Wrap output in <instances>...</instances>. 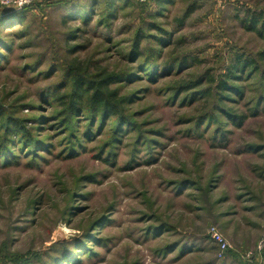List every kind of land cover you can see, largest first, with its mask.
I'll use <instances>...</instances> for the list:
<instances>
[{"label": "rangeland", "instance_id": "1", "mask_svg": "<svg viewBox=\"0 0 264 264\" xmlns=\"http://www.w3.org/2000/svg\"><path fill=\"white\" fill-rule=\"evenodd\" d=\"M153 17L173 33L159 63L187 64L112 87L131 98L136 125L113 162L103 161L113 121L67 159V131L46 120L59 107L41 100L65 91L71 66L91 76L138 69L128 52L138 30L142 49L156 48ZM257 17L264 0H40L23 25L2 30L10 52L0 104L17 109L50 153L29 165L18 151L0 168V264H52L89 236L78 264H264V35L249 29ZM197 79L210 96L174 99L178 84ZM226 111L246 120L237 126ZM213 232L229 246L222 259Z\"/></svg>", "mask_w": 264, "mask_h": 264}, {"label": "trees", "instance_id": "2", "mask_svg": "<svg viewBox=\"0 0 264 264\" xmlns=\"http://www.w3.org/2000/svg\"><path fill=\"white\" fill-rule=\"evenodd\" d=\"M110 2V1H108ZM161 4V3H160ZM35 4L31 8L24 10H8L6 8L0 9V60L4 59V53L9 50V46L3 44L1 37L2 30H7L11 25H23L26 21V15L29 10L36 8ZM110 11H108L106 18L109 17ZM162 10L160 14H162ZM193 9L187 10L183 18L179 20V23H183L192 15ZM109 14V15H108ZM85 21L87 16H83ZM152 18L151 27L156 29L159 34L156 36H148L150 41L157 43L156 48L147 46L144 50L141 47L142 38L139 37V30L136 33V37L132 42V46L128 52L129 59L132 62H139L138 69L127 72L126 74L110 73V74H98L95 76L88 75L86 71L79 70L78 67L71 66L70 72L66 74L67 83L63 92H53L47 97L41 100V102L51 104L53 107L58 105L59 111L50 116L48 121H58V127L63 126L67 131L68 139L67 147L63 150L66 152V158L72 159L79 155L80 150L85 151L86 146L83 144L85 141H93L101 130H103L106 123L113 121V137L111 142L108 143L109 152L107 157L103 158L104 162H113L114 152L113 149L117 143H120L124 133L127 132V128L136 127L135 123H132V118L126 112L127 105L130 102L129 96L118 97V89H113L114 85L123 82H130L140 77V73H144L145 76L151 82L158 81L165 73H172L175 69L181 70L187 64L186 60L173 57L169 62L159 63L162 60V49L164 46L168 47L169 42L165 38L168 35L171 38L173 33H169L164 30L162 25L156 23ZM252 19L249 29L253 31H259L260 35H264V18ZM261 19V20H259ZM260 23V28L257 30V25ZM10 52V50H9ZM240 66L234 68L232 75L235 71H239ZM231 75V74H230ZM229 75V77H231ZM201 79V78H200ZM185 81L178 84L175 89L174 99L181 98L182 94H186L185 98H193L196 95L208 97L210 96L209 89H201V81ZM219 88L222 91H232L240 93L239 89L235 90L226 81L219 83ZM51 98V99H50ZM179 98V99H180ZM55 104V105H54ZM33 109V106L30 107ZM222 110V109H221ZM17 109L10 111L8 106L0 104V168L6 167L18 158V151L22 153H29L30 156L26 162L29 165H33L38 159H43L41 153H50L47 150L46 140L37 139L34 137H28L29 129L27 128L26 121L18 117L16 114ZM227 115L233 120L237 126H241L246 120V116H239L238 118L229 111H226ZM256 116V113L254 114ZM39 121L40 119H29ZM211 120V117L208 119ZM47 121V122H48ZM55 123V122H54ZM56 124V125H57ZM55 125V124H53ZM39 129V128H38ZM104 152L103 150H101ZM101 152V153H102ZM100 157V156H99ZM102 156L99 158L101 159ZM92 228V227H91ZM90 228V230H91ZM90 237V236H89ZM87 238L86 244L80 243L77 247L72 246L62 250L57 255H52V264H78L76 262L75 250L85 251L86 254H90L86 250V245L93 242L92 238ZM78 244V243H76Z\"/></svg>", "mask_w": 264, "mask_h": 264}, {"label": "built area", "instance_id": "3", "mask_svg": "<svg viewBox=\"0 0 264 264\" xmlns=\"http://www.w3.org/2000/svg\"><path fill=\"white\" fill-rule=\"evenodd\" d=\"M40 0H0V6L8 10H24L31 8L35 4L39 3ZM139 3H144L146 0H137ZM211 238L219 246V258L222 259L225 253L229 250V246L216 232L212 233ZM259 249H262L259 247Z\"/></svg>", "mask_w": 264, "mask_h": 264}]
</instances>
